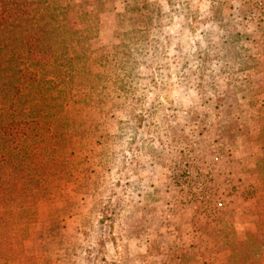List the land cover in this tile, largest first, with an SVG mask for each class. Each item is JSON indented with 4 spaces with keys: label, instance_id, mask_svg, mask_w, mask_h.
<instances>
[{
    "label": "rangeland",
    "instance_id": "obj_1",
    "mask_svg": "<svg viewBox=\"0 0 264 264\" xmlns=\"http://www.w3.org/2000/svg\"><path fill=\"white\" fill-rule=\"evenodd\" d=\"M50 1L88 39L64 112L74 142L60 178L0 220V264H222L219 234L227 254L251 255L237 264H264L248 238H264V0H168V13L160 0ZM173 14L207 46L178 40L169 56ZM214 62L223 94L178 104L180 88L216 90Z\"/></svg>",
    "mask_w": 264,
    "mask_h": 264
},
{
    "label": "trees",
    "instance_id": "obj_2",
    "mask_svg": "<svg viewBox=\"0 0 264 264\" xmlns=\"http://www.w3.org/2000/svg\"><path fill=\"white\" fill-rule=\"evenodd\" d=\"M51 2L0 0V220L14 218L26 209V196L60 178L64 161L56 155L74 142L64 112L87 59L77 49L88 39L68 27L63 8ZM248 235L251 245H264V238ZM213 241L222 264L251 257L227 254L230 244L236 248L231 237Z\"/></svg>",
    "mask_w": 264,
    "mask_h": 264
},
{
    "label": "clouds",
    "instance_id": "obj_3",
    "mask_svg": "<svg viewBox=\"0 0 264 264\" xmlns=\"http://www.w3.org/2000/svg\"><path fill=\"white\" fill-rule=\"evenodd\" d=\"M233 3H236V0H233ZM160 4L163 7V12L168 13L170 11L168 0H160ZM176 7L179 8L180 5L177 4ZM202 11H203V9H202ZM172 20H173V23H172L171 27H166L164 29L166 34H170L174 37L172 48L169 49V56L174 54V48H175V45H176L178 40L185 45L184 46V52H189V51L195 52L196 48L194 47V45L196 44L197 41H200L201 47L207 46L204 42V37L200 36L199 32H197L195 36H192L190 33H188L185 30L183 36L179 35L180 29H181V23L183 22V16H178V15L173 14ZM167 22L168 21L166 19L165 23L167 24ZM204 27L205 28H211L212 25H205ZM190 45H191V47H190ZM167 63H171V61H167ZM189 67L191 69H196L197 63H192L189 65ZM221 67H223L222 63L217 64L214 62L212 64V71L216 75V90H213L212 88L206 86L205 95L202 97L201 94L198 91H196L194 88L189 89L187 95H182V93L184 92V89L180 88L179 91H173L172 92V98L176 99L178 104L181 101H183L185 108H188L193 103L199 107L202 99L203 100H209L210 99L211 103H213L215 101V98L217 95L223 94L224 88L226 86L225 85V78H223V77H221V75H219ZM140 71L143 74H148V71L144 68H141ZM177 71H179V65H173V67H172V80H171V83H173V84L176 82V72ZM164 76H165V78H167L166 72L164 73ZM205 79L208 80L209 77L206 76ZM162 98L163 97H161V99ZM152 99H153V97L151 95H149L148 96L149 103L152 101ZM147 106L148 105L146 104L145 107H147ZM205 110L210 111V108H204V109L201 108V111H205ZM181 118H183V114H181ZM129 139H131V133H129V135L125 137L121 146L125 147L126 143ZM152 147L159 148L160 145H159V143H157L155 145H152ZM121 159H123L122 156L117 160V166H119V160H121ZM150 159H151L150 156L144 157L145 162H147ZM115 179H118V177H116L115 174L113 173V180H115Z\"/></svg>",
    "mask_w": 264,
    "mask_h": 264
}]
</instances>
